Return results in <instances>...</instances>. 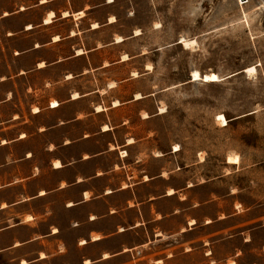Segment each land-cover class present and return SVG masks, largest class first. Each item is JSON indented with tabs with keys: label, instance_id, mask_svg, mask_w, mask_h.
Instances as JSON below:
<instances>
[{
	"label": "rangeland",
	"instance_id": "374dc122",
	"mask_svg": "<svg viewBox=\"0 0 264 264\" xmlns=\"http://www.w3.org/2000/svg\"><path fill=\"white\" fill-rule=\"evenodd\" d=\"M116 11L120 19L114 31L135 37L90 56L92 65L107 67L51 87H45V80L61 79L66 70L79 73L85 60L52 73L29 74L17 84L22 108L46 105L51 97L65 99L74 90L94 93L72 103L70 114L149 96L114 110L111 119L128 122V138L139 141L130 151L131 161L140 159L155 175L165 171L155 192L169 185L184 199L181 204L172 199L164 209L182 205L188 230L191 218L198 219L196 229L179 237L186 244L169 248L172 256L186 253L187 261L172 259L170 264H264V0H117ZM19 25L11 21L5 26ZM2 29L0 76L17 73L19 65L31 67L33 56L14 59L17 44L6 42ZM181 38L197 44L185 49ZM106 39L104 34L98 38ZM252 66L256 72L248 76L245 71ZM194 70L216 73L220 81L192 82ZM147 115L150 119L144 120ZM219 115L227 119L226 126ZM101 118L84 120L83 130H92ZM229 156L239 163L227 164ZM70 248L76 259V248Z\"/></svg>",
	"mask_w": 264,
	"mask_h": 264
},
{
	"label": "crops",
	"instance_id": "0c3cea01",
	"mask_svg": "<svg viewBox=\"0 0 264 264\" xmlns=\"http://www.w3.org/2000/svg\"><path fill=\"white\" fill-rule=\"evenodd\" d=\"M116 7L117 0H0L1 32L6 42L17 44L14 59L34 57L31 67L19 65L17 73L0 76V264L187 261L186 253L172 256L169 248L185 245L179 237L196 229L198 219L191 218L188 230L182 205L164 209L172 199L178 204L184 199L169 185L155 192L165 171L155 175L140 159L131 161L130 151L139 141L128 138V122L111 119L114 110L149 96L117 99L86 113L70 114L68 108L94 92L70 91L65 99L49 98L46 105L34 102L28 111L21 106L17 84L29 74L52 73L85 60L81 72L66 70L61 79L45 80V87H51L107 67L92 65L90 56L135 37L114 31L120 19ZM33 13L35 19L29 17ZM11 21L19 27H6ZM103 34L107 39L98 40ZM30 38L29 46H23ZM101 115L100 124L83 130L84 120ZM71 246L76 259L70 257Z\"/></svg>",
	"mask_w": 264,
	"mask_h": 264
},
{
	"label": "bare ground",
	"instance_id": "6f19581e",
	"mask_svg": "<svg viewBox=\"0 0 264 264\" xmlns=\"http://www.w3.org/2000/svg\"><path fill=\"white\" fill-rule=\"evenodd\" d=\"M181 40H182L181 42H182L183 46L185 47V49H193L195 47V45L197 44L196 41H194V40H187V39H182V38H181ZM245 72L248 76H253L256 72V68L253 66L249 67L246 69ZM191 81L192 82L201 81L203 83H216V82L220 81V77L216 73L200 74L199 71L194 70V71H192V74H191ZM52 105L56 106L57 104L53 103ZM218 120L224 126H226L228 124L227 123L228 121L224 115H219ZM238 163H239V159L236 156H229L227 158V164L236 165ZM56 165H59V164L56 163ZM170 194H172V191H170ZM231 264H235V263L232 262Z\"/></svg>",
	"mask_w": 264,
	"mask_h": 264
}]
</instances>
